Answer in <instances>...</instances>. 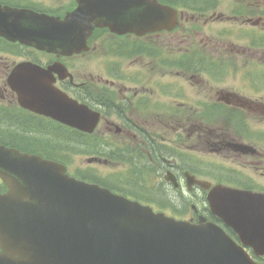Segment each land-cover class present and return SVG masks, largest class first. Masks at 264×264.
I'll return each instance as SVG.
<instances>
[{
	"label": "flooded vegetation",
	"instance_id": "obj_1",
	"mask_svg": "<svg viewBox=\"0 0 264 264\" xmlns=\"http://www.w3.org/2000/svg\"><path fill=\"white\" fill-rule=\"evenodd\" d=\"M78 5L0 0L2 7L60 19ZM112 6L109 23H92L86 48L69 56L0 36V145L49 157L45 141L56 130L64 148L68 127L20 109L8 87L15 66L36 64L52 86L96 113L89 134L96 174L94 166L115 163L130 178L145 179L151 200L170 202L156 209L176 208L185 188L189 206L181 219L218 225L264 264V255L243 247L205 203L215 185L264 195V0H113ZM100 172L106 181L116 175ZM168 173L179 188L164 180ZM185 173L209 189L186 187ZM164 191L173 200L163 199Z\"/></svg>",
	"mask_w": 264,
	"mask_h": 264
},
{
	"label": "water",
	"instance_id": "obj_2",
	"mask_svg": "<svg viewBox=\"0 0 264 264\" xmlns=\"http://www.w3.org/2000/svg\"><path fill=\"white\" fill-rule=\"evenodd\" d=\"M112 1L79 0L62 22L0 9V29L68 54L78 51L92 23H109ZM37 74L35 83L11 81L21 105L89 132L91 113ZM0 176L8 187L0 195V264H254L216 226L155 213L69 177L58 163L0 146ZM207 200L241 239L255 248L264 243V197L216 186Z\"/></svg>",
	"mask_w": 264,
	"mask_h": 264
},
{
	"label": "rangeland",
	"instance_id": "obj_3",
	"mask_svg": "<svg viewBox=\"0 0 264 264\" xmlns=\"http://www.w3.org/2000/svg\"><path fill=\"white\" fill-rule=\"evenodd\" d=\"M94 67L93 64H90V68ZM48 132L50 133V139L46 140L45 142L50 146L52 152L51 154H62L64 152L60 151V146L56 145L55 143H59V135L57 133L54 134L55 131L50 130ZM67 137V143L63 145L65 148H67V154L69 157L66 159L68 160L69 164V170L71 173L75 172L76 170H90L95 171L92 169V167L89 165L88 160L90 158V152L89 149H85V147L82 144H80L77 141H73V139ZM87 150V152H85ZM65 153V155H66ZM95 169H99L97 174H101L100 171H109L107 174H116L115 177H112L111 180L114 182H110L113 186H117L122 189L131 190V188L134 190L133 183L135 182V178H121V181H118V176H120V173H125V170L122 168H119V165H116L115 163H112L110 165L103 166L102 168H97V166H94ZM120 167H124L120 164ZM95 173V172H94ZM96 174V175H97ZM102 175V174H101ZM106 175V174H105ZM97 177V176H96ZM125 191V190H124ZM135 191V190H134ZM170 196H172L170 194ZM178 200L176 199L174 202L177 203L176 209L183 211L184 206L183 204L185 201H188L189 193L185 190V188H181V194H178ZM176 198V197H175Z\"/></svg>",
	"mask_w": 264,
	"mask_h": 264
},
{
	"label": "trees",
	"instance_id": "obj_4",
	"mask_svg": "<svg viewBox=\"0 0 264 264\" xmlns=\"http://www.w3.org/2000/svg\"><path fill=\"white\" fill-rule=\"evenodd\" d=\"M160 196H161L163 199L173 200V199L171 198V196H168V195H167L166 191H164L163 194H160Z\"/></svg>",
	"mask_w": 264,
	"mask_h": 264
}]
</instances>
